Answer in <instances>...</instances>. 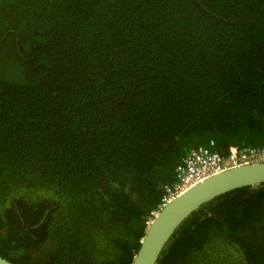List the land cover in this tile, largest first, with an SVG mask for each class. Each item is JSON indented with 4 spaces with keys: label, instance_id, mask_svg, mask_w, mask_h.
<instances>
[{
    "label": "trees",
    "instance_id": "obj_1",
    "mask_svg": "<svg viewBox=\"0 0 264 264\" xmlns=\"http://www.w3.org/2000/svg\"><path fill=\"white\" fill-rule=\"evenodd\" d=\"M263 142L264 0H0L12 264H132L191 151ZM155 264H264V184L203 204Z\"/></svg>",
    "mask_w": 264,
    "mask_h": 264
},
{
    "label": "water",
    "instance_id": "obj_2",
    "mask_svg": "<svg viewBox=\"0 0 264 264\" xmlns=\"http://www.w3.org/2000/svg\"><path fill=\"white\" fill-rule=\"evenodd\" d=\"M264 184V163L240 166L210 176L160 208L149 223L132 264H155L177 228L203 204L230 191ZM0 264H12L0 256Z\"/></svg>",
    "mask_w": 264,
    "mask_h": 264
},
{
    "label": "built area",
    "instance_id": "obj_3",
    "mask_svg": "<svg viewBox=\"0 0 264 264\" xmlns=\"http://www.w3.org/2000/svg\"><path fill=\"white\" fill-rule=\"evenodd\" d=\"M212 144L211 142L210 145ZM257 162L264 163V142L260 148L230 147L226 157H222L208 149L191 151L183 160L182 165L177 168L178 182L171 188L166 189L161 199L160 208L170 203L191 186L210 176L228 169L248 166ZM156 214L157 212L151 213L147 222L148 225Z\"/></svg>",
    "mask_w": 264,
    "mask_h": 264
}]
</instances>
